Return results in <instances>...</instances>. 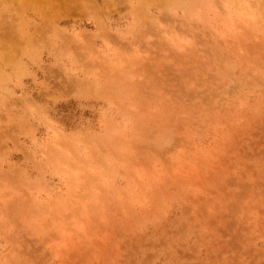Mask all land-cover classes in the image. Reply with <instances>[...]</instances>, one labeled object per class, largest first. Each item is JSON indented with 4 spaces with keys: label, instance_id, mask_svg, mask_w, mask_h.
<instances>
[{
    "label": "rangeland",
    "instance_id": "374dc122",
    "mask_svg": "<svg viewBox=\"0 0 264 264\" xmlns=\"http://www.w3.org/2000/svg\"><path fill=\"white\" fill-rule=\"evenodd\" d=\"M0 264H264V0H0Z\"/></svg>",
    "mask_w": 264,
    "mask_h": 264
}]
</instances>
